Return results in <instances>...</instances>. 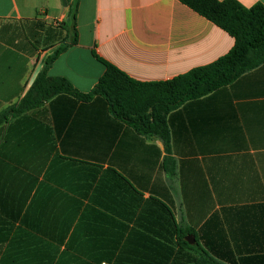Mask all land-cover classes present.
I'll return each mask as SVG.
<instances>
[{"label":"crops","instance_id":"obj_1","mask_svg":"<svg viewBox=\"0 0 264 264\" xmlns=\"http://www.w3.org/2000/svg\"><path fill=\"white\" fill-rule=\"evenodd\" d=\"M71 2L0 0V113L68 38ZM77 34L48 75L83 93L102 62L165 82L235 44L178 0H79ZM166 121L168 148L102 100L59 97L1 125L0 264H264V64Z\"/></svg>","mask_w":264,"mask_h":264},{"label":"trees","instance_id":"obj_2","mask_svg":"<svg viewBox=\"0 0 264 264\" xmlns=\"http://www.w3.org/2000/svg\"><path fill=\"white\" fill-rule=\"evenodd\" d=\"M208 19L235 39L233 49L215 63L194 69L172 80L141 83L132 80L115 66L102 62L105 72L94 88L83 93L64 77H51L48 70L68 48L77 44L79 0L70 4L68 38L55 50L38 73L21 101L0 113V126L11 118L41 108L59 97L88 103L102 100L116 119L142 134H157L166 148L170 142L168 115L185 102L199 99L229 85L245 73L264 64V5L246 8L237 0H178ZM184 245L188 243L183 242ZM193 264H220L206 253Z\"/></svg>","mask_w":264,"mask_h":264},{"label":"water","instance_id":"obj_3","mask_svg":"<svg viewBox=\"0 0 264 264\" xmlns=\"http://www.w3.org/2000/svg\"><path fill=\"white\" fill-rule=\"evenodd\" d=\"M187 241L190 242L189 239H187Z\"/></svg>","mask_w":264,"mask_h":264}]
</instances>
